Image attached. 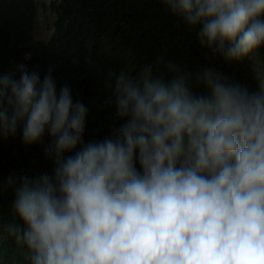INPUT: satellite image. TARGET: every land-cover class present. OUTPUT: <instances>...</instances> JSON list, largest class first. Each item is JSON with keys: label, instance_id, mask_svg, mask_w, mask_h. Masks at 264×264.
Instances as JSON below:
<instances>
[{"label": "clouds", "instance_id": "clouds-1", "mask_svg": "<svg viewBox=\"0 0 264 264\" xmlns=\"http://www.w3.org/2000/svg\"><path fill=\"white\" fill-rule=\"evenodd\" d=\"M156 2L212 57L264 49V0ZM164 70L122 71L107 101L119 123L88 143V108L52 69L0 70V137L47 135L52 163L9 176L0 262L7 240L12 264H264V71L253 89L214 64Z\"/></svg>", "mask_w": 264, "mask_h": 264}, {"label": "trees", "instance_id": "trees-1", "mask_svg": "<svg viewBox=\"0 0 264 264\" xmlns=\"http://www.w3.org/2000/svg\"><path fill=\"white\" fill-rule=\"evenodd\" d=\"M50 7L56 20L49 40L43 42L34 36V0H0V70L7 73L25 64L43 75L52 69L58 86H70L74 97L88 108L85 143L103 139L118 125L115 109L107 101L122 71L135 76L151 64L158 73L164 72L171 61L195 74L214 64L242 85L258 87L255 77L261 68L251 57L239 63L212 57L195 32L156 0H53ZM255 55L264 68V49ZM21 133L22 125L14 136L0 137V180L4 182L0 212L6 222L12 219L14 200L9 176L34 177L52 171L45 155L47 135L25 144ZM2 251L0 264H12L13 255L22 258L12 241L6 240Z\"/></svg>", "mask_w": 264, "mask_h": 264}, {"label": "rangeland", "instance_id": "rangeland-1", "mask_svg": "<svg viewBox=\"0 0 264 264\" xmlns=\"http://www.w3.org/2000/svg\"><path fill=\"white\" fill-rule=\"evenodd\" d=\"M37 8L36 21L34 25L35 39L47 42L53 31V23L56 20V15L51 9L50 5L53 0H34ZM251 59L264 71L262 65L258 62L255 53L252 54Z\"/></svg>", "mask_w": 264, "mask_h": 264}]
</instances>
